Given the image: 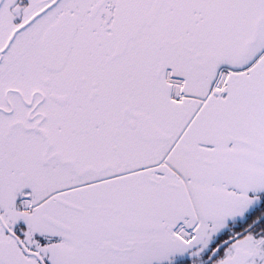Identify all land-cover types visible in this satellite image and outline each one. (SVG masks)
I'll return each instance as SVG.
<instances>
[{"label": "snow or ice", "instance_id": "obj_1", "mask_svg": "<svg viewBox=\"0 0 264 264\" xmlns=\"http://www.w3.org/2000/svg\"><path fill=\"white\" fill-rule=\"evenodd\" d=\"M0 264H264V0H0Z\"/></svg>", "mask_w": 264, "mask_h": 264}]
</instances>
